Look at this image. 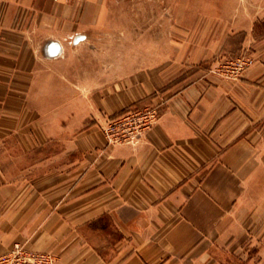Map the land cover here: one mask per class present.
<instances>
[{"label":"crops","instance_id":"1","mask_svg":"<svg viewBox=\"0 0 264 264\" xmlns=\"http://www.w3.org/2000/svg\"><path fill=\"white\" fill-rule=\"evenodd\" d=\"M108 2L0 0V255L22 242L57 264H264V0H171L176 54L108 70L98 55L90 71L83 49L101 40L77 36L104 28ZM200 14L228 18L186 53L184 16ZM50 41L61 56L42 54ZM221 50L255 62L185 81ZM145 108L159 118L138 142H109L102 115Z\"/></svg>","mask_w":264,"mask_h":264},{"label":"rangeland","instance_id":"2","mask_svg":"<svg viewBox=\"0 0 264 264\" xmlns=\"http://www.w3.org/2000/svg\"><path fill=\"white\" fill-rule=\"evenodd\" d=\"M170 1L171 0H109L107 20L104 28H95L90 33H88V35L83 34L77 36V39L90 38L93 40H101L100 46H96L97 43L94 42L92 43L94 45H90L87 49H83L88 50L90 61L89 70H96V56L98 55L104 56L105 70H108L109 68L111 69L113 64L120 65V63L107 62V60L119 61L118 58L115 59L118 56L128 57L129 55L133 54H151L154 58L160 60L159 57L163 54H176L177 36L179 35L183 37V33L182 31H176L178 16L173 13L174 9L170 6ZM242 1H248L250 3L256 2V0ZM204 8L205 7H202V10ZM184 17L187 19L185 21L186 30L184 31V38L186 41H190V44L186 46V53L193 50V39H195L197 42H202L203 44L205 43L208 45L219 33V31L216 32V29L209 32L208 26L211 25L214 26V28H220L222 26L223 28L225 19L228 18V16L224 14H200ZM215 19L217 22L214 21ZM103 40L104 43H102ZM54 42L56 41L48 42L47 45L49 43L50 44L42 48V54L49 58L61 56L62 47H55ZM200 48L203 50V48L207 49L208 46L198 47L197 50ZM68 50H71L70 53L74 56V58H78L81 55L80 47L73 46ZM70 53L67 52L65 55H69ZM242 57L253 58L255 62V58L250 51L243 50L238 52H228L226 50H221L219 54L210 60L208 59L197 64H187L185 66V81H189L188 79L192 77L191 74L196 73L197 71L213 70L224 76L222 73H220L222 65ZM76 65L80 67V61H78ZM156 65H159V63L157 62ZM246 70H244L243 73ZM242 74L239 77L231 78L238 79L242 76ZM90 81L91 83H94L97 80L91 79L90 77ZM108 116L114 115L104 114L101 116V121H103L104 118ZM101 121L100 125H102ZM17 246L31 250L27 248L26 244L17 242L14 244L11 250L0 255V260L3 259L4 255L11 253L15 248H17ZM31 251L41 252L36 250ZM52 255L55 256L54 254Z\"/></svg>","mask_w":264,"mask_h":264},{"label":"built area","instance_id":"3","mask_svg":"<svg viewBox=\"0 0 264 264\" xmlns=\"http://www.w3.org/2000/svg\"><path fill=\"white\" fill-rule=\"evenodd\" d=\"M253 63V58H238L224 63L220 73L230 78L239 77ZM158 118L157 108H146L108 116L104 118L101 126L112 144L136 143ZM0 264H57V259L50 253L35 252L17 246L11 253L4 255Z\"/></svg>","mask_w":264,"mask_h":264},{"label":"water","instance_id":"4","mask_svg":"<svg viewBox=\"0 0 264 264\" xmlns=\"http://www.w3.org/2000/svg\"><path fill=\"white\" fill-rule=\"evenodd\" d=\"M55 43V47L60 48V44L58 42H54ZM58 51V50H57Z\"/></svg>","mask_w":264,"mask_h":264}]
</instances>
